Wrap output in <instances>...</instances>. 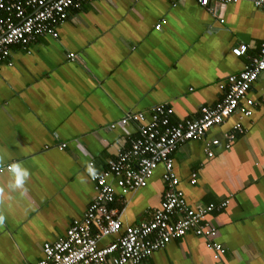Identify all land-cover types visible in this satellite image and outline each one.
Masks as SVG:
<instances>
[{"label":"crops","instance_id":"0c3cea01","mask_svg":"<svg viewBox=\"0 0 264 264\" xmlns=\"http://www.w3.org/2000/svg\"><path fill=\"white\" fill-rule=\"evenodd\" d=\"M56 29L57 37L39 35L26 49L14 44L8 60L0 59V166L17 162L30 173L13 190L8 170L0 172V264H35L43 243L65 236L82 217L96 193L87 166L106 168L136 135L132 122L111 127L127 112L148 118L166 102L177 121L219 102L220 84L258 55L264 8L250 1L210 3L208 10L197 0H91L71 8ZM240 43L247 50L236 56L231 48ZM247 96L255 100L250 116L236 111L208 129L206 140H220L212 156L195 139L171 155L188 206H219L205 221L224 253L213 258L206 240L188 231L137 264H264V71ZM229 131L235 136L226 147ZM162 172L159 164L145 186L128 193L108 177L122 229L152 217L165 191Z\"/></svg>","mask_w":264,"mask_h":264},{"label":"built area","instance_id":"2783aa9c","mask_svg":"<svg viewBox=\"0 0 264 264\" xmlns=\"http://www.w3.org/2000/svg\"><path fill=\"white\" fill-rule=\"evenodd\" d=\"M84 1L91 0H0V59L8 60L14 44L26 49L39 35L57 37L56 26L67 18L68 9L78 8ZM197 1L208 10L210 3L221 5L239 1H250L254 6L264 8V0ZM155 27L159 28L160 23ZM246 50L247 44L244 43L231 48L236 56L245 54ZM68 56L74 57V54L69 53ZM8 64L12 62L8 61ZM261 71H264V42L260 44L257 56L220 84L224 89L223 98L215 104L200 106L198 116L172 121L173 108L161 102L150 108L148 118L143 111H132L111 124L114 127L135 123L136 135L129 139L128 146L117 151L106 168L95 171V176H91L96 193L82 217L72 221L65 236L44 242L43 256L35 264H137L188 231L202 236L213 258L218 259L225 247L214 239L217 229L205 218L219 206L214 203L188 206L184 193L178 188L179 180L171 155L178 144L195 139L203 140L207 155L212 156L211 148L220 140H206L208 129L222 123L236 111L244 116L252 114L255 100L247 93ZM261 101L264 102V96ZM233 129L243 131L240 123H236ZM234 136L233 131L226 134V147L230 146ZM64 146V143L59 145L60 148ZM159 164L163 166L165 183L160 205L149 220L122 229L119 209L114 206V185L108 177L113 176L116 186L123 193H128L145 186ZM9 165L0 166V172L8 170ZM262 173L264 175V166ZM195 181V173H192L191 183ZM226 204L227 201L221 203ZM107 235L116 237L108 244L99 245V239Z\"/></svg>","mask_w":264,"mask_h":264},{"label":"clouds","instance_id":"9594fccd","mask_svg":"<svg viewBox=\"0 0 264 264\" xmlns=\"http://www.w3.org/2000/svg\"><path fill=\"white\" fill-rule=\"evenodd\" d=\"M87 171L89 175L95 176V169L91 164L87 166ZM8 172L11 176L8 187L13 190L23 188L30 175L29 170L17 162H13L8 166Z\"/></svg>","mask_w":264,"mask_h":264},{"label":"trees","instance_id":"16d2710c","mask_svg":"<svg viewBox=\"0 0 264 264\" xmlns=\"http://www.w3.org/2000/svg\"><path fill=\"white\" fill-rule=\"evenodd\" d=\"M71 9V8H70ZM70 9H68V11L70 10ZM68 14V13H67ZM68 16V15H67Z\"/></svg>","mask_w":264,"mask_h":264}]
</instances>
